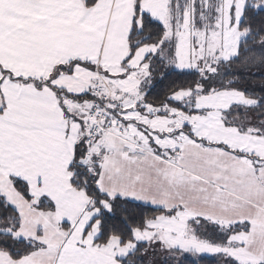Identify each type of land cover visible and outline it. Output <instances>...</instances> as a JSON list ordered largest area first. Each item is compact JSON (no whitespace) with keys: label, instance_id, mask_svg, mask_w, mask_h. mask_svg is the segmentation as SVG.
<instances>
[{"label":"snow or ice","instance_id":"6c2138e0","mask_svg":"<svg viewBox=\"0 0 264 264\" xmlns=\"http://www.w3.org/2000/svg\"><path fill=\"white\" fill-rule=\"evenodd\" d=\"M0 264H264V0H0Z\"/></svg>","mask_w":264,"mask_h":264}]
</instances>
